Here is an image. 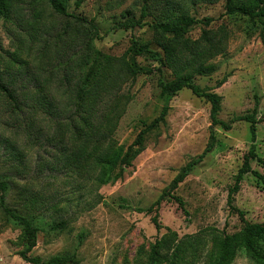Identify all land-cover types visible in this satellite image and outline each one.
<instances>
[{
	"label": "rangeland",
	"instance_id": "obj_1",
	"mask_svg": "<svg viewBox=\"0 0 264 264\" xmlns=\"http://www.w3.org/2000/svg\"><path fill=\"white\" fill-rule=\"evenodd\" d=\"M145 1L153 3L68 0V12L94 19L101 36L93 40L98 51L113 58L126 55L128 59L132 39L160 51L153 39L154 16L144 18L141 27L114 28L120 22L139 20ZM224 5L225 0H220L187 6L189 15L201 22L189 28L185 37L190 42L198 41L203 30L226 32L222 53L212 60L216 70L195 76L192 83L221 97L218 120L228 122L254 115L256 159L250 165L264 178V29L257 20L225 15ZM206 18L212 19L208 26L204 25ZM49 21L54 26L52 37L31 31L24 23L17 28L15 22L4 23L0 17V77L5 82L4 70L11 61L17 87L21 85L16 75L18 62L10 55L17 48L20 52L27 47L31 52L41 48L42 52L46 43L47 53L55 57V49L66 47L65 33L77 25L68 18ZM135 62L143 71L134 81L123 82L118 91L123 114L113 136L117 145L131 144L144 126L159 116L164 100L158 80H173L170 70L161 67L159 71L157 62L146 55L136 57ZM6 102L0 93V139L6 140L7 150H11L5 152L0 146V177L10 182L6 206L28 215L37 229L30 257L46 261L62 256L72 260L69 264H145L156 241L170 238L177 243L196 236V245L180 256L178 264H208L214 236L238 233L246 223L264 228V192L251 174L243 176L233 202L243 211L244 219L227 206L228 191L251 145L249 124L235 121L227 131L213 128L209 103L189 89L169 99L165 124L160 123L147 134L143 151L122 177L99 187L67 169L51 170L58 157L53 130L45 127L44 117L38 113L29 115L33 127L27 135L20 122L9 116ZM212 133L216 140L212 151L172 191L184 201L185 211L171 199L162 200L157 230L152 223L154 213L145 210L169 190L187 162L203 153ZM43 138H51V143ZM58 223L62 227H57ZM20 234L21 228L0 207V264H28L19 256ZM231 264L260 262L238 250Z\"/></svg>",
	"mask_w": 264,
	"mask_h": 264
},
{
	"label": "trees",
	"instance_id": "obj_2",
	"mask_svg": "<svg viewBox=\"0 0 264 264\" xmlns=\"http://www.w3.org/2000/svg\"><path fill=\"white\" fill-rule=\"evenodd\" d=\"M218 1L220 0H153L152 4L145 1L140 9L139 20L120 22L114 28L130 30L141 27L145 25L142 22L144 18L154 16L151 24L153 39L160 51L153 50L148 43L132 39L127 51L131 56L127 59L126 55L113 58L98 51L93 40L100 39L101 36L94 19L69 13L68 0H0V17L4 19V23L15 22L17 28L23 27L24 23L31 31L52 37L54 26L49 19L68 18L77 25L76 29L71 27L65 33L67 40L63 45L66 47L62 50L55 49L58 52L55 57L47 53L46 43L42 52L41 48L31 52L27 47L21 52L17 48L10 53L12 60L18 62L16 75L21 79V85L17 87L14 66L9 61V66L4 70L8 81L5 82L0 77V93L7 99V105H10L7 109L9 116L20 122L22 130L30 135L33 124L29 115H43L45 127L53 130L52 141L56 140L58 143V157L51 170L67 169L88 178L99 187L114 183L122 177L132 166L133 159L143 151L147 134L158 128L160 123L165 124L169 99L180 90L189 89L193 95L204 98L209 103V117L213 128L220 127L227 131L235 121L249 124L251 145L227 196L230 211L243 220V211L233 204L243 176H254L264 192L262 174L254 171L250 165L256 159L254 142L257 122L253 114L239 116L228 122L218 120L221 97L192 83L195 76L210 75L216 70L212 60L222 53L221 45L226 39V32L223 29L203 30L199 40L195 42H190L185 37L192 25L201 23L189 15L187 6ZM224 14L257 20L264 29V0H225ZM211 21V18H206L204 25L208 26ZM47 23L50 24L46 25ZM141 55L157 62L159 71L161 67L170 70L173 80H158L160 96L164 100L159 116L145 125L131 144L117 145L113 136L123 114L118 91L123 82L134 81L136 75L143 71L135 62V58ZM223 82H217V85L220 86ZM43 140L51 143V138ZM215 142L212 133L203 153L187 162L172 180L169 190L145 210L154 213L152 223L157 230L160 229L157 211L162 200L171 199L185 211L184 201L172 191L212 151ZM5 143L8 142L0 139L3 150L11 151L7 150L9 146ZM9 184L7 179L0 177V207L21 228V259L28 264L72 263L71 259L62 256H54L46 261L29 256L36 245L37 229L28 215L6 206L5 196L9 191ZM61 225L58 223L56 226L62 227ZM197 241L196 236L186 237L177 243L170 238L158 240L151 246L145 264H178L180 256L187 249H193ZM238 250L264 264V228L246 223L238 233L214 236L208 264H231Z\"/></svg>",
	"mask_w": 264,
	"mask_h": 264
}]
</instances>
